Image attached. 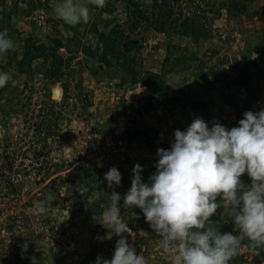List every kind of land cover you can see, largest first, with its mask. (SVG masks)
<instances>
[{
  "label": "rangeland",
  "instance_id": "374dc122",
  "mask_svg": "<svg viewBox=\"0 0 264 264\" xmlns=\"http://www.w3.org/2000/svg\"><path fill=\"white\" fill-rule=\"evenodd\" d=\"M98 1L75 0L72 16L80 34L57 21L67 15L66 4L60 0H50L49 5H39L36 0L35 8L19 3L12 18L16 30L1 44L4 52L0 54V64H7L14 52L21 56L30 37L51 41L59 36L70 40L74 51L78 49L77 41H73L75 35L96 45V37L86 33L82 21L90 22L89 16L94 19L102 6H96ZM12 3L13 0H7L6 5ZM263 3L264 0H259L258 6ZM119 7L124 8L122 2ZM217 19L213 24L217 27L214 38L200 43L191 34L175 35L152 29L135 34L140 42L135 43L132 51L139 49V60L144 57V69L161 72L169 52L174 57L177 51L186 54L182 62L191 66L168 72L163 92L136 84L135 80L119 87L117 82L123 72L117 66L107 68L102 63L87 61L81 49L72 67H63L57 75L42 72L41 66L33 78L16 69H8L6 74L0 69V264H82L81 259L90 250L97 252L98 259L104 258L105 264H144L146 259L149 264L156 261L159 264H264L258 251L246 243L217 259L208 247L183 233V228L177 232V225L166 218L168 210L185 207L183 198L167 200L161 189H142L133 183L143 167L155 165L161 169L158 164L163 163L157 164L156 159L185 167L184 157H193L194 170L203 167L210 177L217 179L213 187L225 199L219 205L221 216H226L234 191L250 197L257 209L264 208V149L256 150L257 145H264V90L259 96L261 121H256L243 105L245 90L236 69V63L256 45V29L264 27V14L234 20L224 10ZM217 46H222L221 50L212 55V49ZM62 51L67 52L66 48ZM257 56L253 51L252 57ZM199 57L207 62L204 79L195 66ZM131 60L134 64L135 60ZM41 61L42 58L36 60L34 65ZM120 61L131 64L124 57ZM120 61L113 58L115 65ZM93 69L99 70L97 75L92 73ZM80 81L81 97L92 94L93 98V104L85 108L86 100L78 101L77 96ZM66 82L71 97L60 106L59 122L52 125V133L44 144L47 130L45 124H40L41 130L38 129L37 115L42 104L44 107L52 100L62 101V85ZM56 88L61 89V95L56 94ZM48 93L52 94L51 100ZM202 99L210 101L211 114L192 108L194 101ZM238 122L249 128L247 134L231 137L229 141V151L240 172L220 176L226 159L214 150L212 128L216 123ZM85 165L93 167L100 177L108 171L119 172L124 177L123 182H117L120 190L114 194L94 191L89 197L91 203L107 200L102 202L100 213L95 205L82 213L67 206L73 188L69 172ZM177 190L185 195L189 193L190 184L185 176L179 179ZM124 192L129 200L123 199ZM18 195L22 201L12 197ZM157 204L160 206L155 208ZM193 212L191 209L188 215ZM203 215L197 213L194 218L197 225H205ZM65 229L74 231L71 247L66 246L69 235ZM176 233L181 235L178 242L172 239ZM223 243L227 244L228 239L223 238ZM91 264L99 262L96 259Z\"/></svg>",
  "mask_w": 264,
  "mask_h": 264
},
{
  "label": "trees",
  "instance_id": "16d2710c",
  "mask_svg": "<svg viewBox=\"0 0 264 264\" xmlns=\"http://www.w3.org/2000/svg\"><path fill=\"white\" fill-rule=\"evenodd\" d=\"M37 1L40 2L39 5H49L50 2V0ZM60 1L64 6L66 4L67 9L65 8V10L67 11V15L60 19L57 18V21L63 22L69 28L72 27L76 34H80V29L75 27L74 24L75 17L72 16L76 5L75 0ZM21 2L29 5L28 7L30 8L38 6H36L38 4L36 0H13L11 6L6 5L7 0H0V5L3 6L0 9V54L4 52L1 44L16 30L12 18L14 13L18 11L19 3ZM121 2L124 7L122 10L119 7V3ZM258 3L259 0H150L149 2L146 0H106L105 3L99 0L96 6L100 4L102 6L99 7L97 13L95 12L94 19L91 20L92 17L89 16L90 22L82 21V25H85L86 33L93 34L97 39V44L91 45L87 41L79 39L77 35H75L73 41H77L78 49L82 50L81 52L84 53V58L87 61L92 60L102 63L107 68L117 66L123 72V77L117 82L119 87H123L127 82L135 80L137 81L136 84H144L163 92L165 91V78L168 72L183 68L188 69L191 66L190 64L184 65L182 62L186 54L180 55L182 52L177 51V55L174 57L169 52L163 61L161 72L144 69V57L141 61L139 60V49L132 51L136 45L135 43L140 42L136 39L135 34H139L142 31L145 34V31L151 29L175 35L191 34L195 41L200 43L203 39L214 38L213 31L217 27H214L213 24H215L217 18L222 17L224 10L234 20H240L244 16L255 17L264 14V3L261 6H258ZM117 11H122V13H117ZM98 20L101 23H98ZM44 22H46L45 19ZM255 41L256 45L254 48L245 53L236 63V69L238 79L245 90V94L242 97L243 105L251 111L254 120L261 121L259 116L261 112L259 96L264 90V27L256 29ZM26 45L21 56L17 52H14L9 57V61L7 60V64H0V69L5 74L8 69H16L25 74L27 78H33L36 72H39L38 68L41 66V70L43 68L42 72L57 75L63 71V67L66 69L72 67L73 60L79 53L78 49L74 51L75 48H73V43L70 40L68 42L59 36L52 37L51 41L30 37L26 40ZM62 48H66L68 53L62 51ZM221 48L222 46H217L212 49V55H216ZM253 51L258 55L256 58L252 57ZM115 57L119 61L124 57L130 60L131 64L121 63L122 61H120L119 64L115 65L113 62V58ZM40 58H42L41 63H37L39 64L38 66L37 64L34 65V62ZM131 59L135 60L134 64ZM197 59L199 62L195 66H198L202 72L199 75L200 78L204 79L207 75L204 72L207 62L200 57ZM168 64L171 65L169 66ZM98 71V69H93L92 73L97 75ZM81 81L78 85L80 93L77 96L78 101L86 100L87 103H84L85 108L93 104V98L92 94L90 96L86 94L84 98L81 97V94L83 95ZM25 84L28 85L27 81ZM204 84L209 89V84L207 82ZM62 87V101L59 103L56 100H52L47 102V105L44 107H42V104L40 107L41 111L37 115L39 119L37 124L38 129L40 128V124H45L46 128L44 129L47 130V135L43 137L44 144H46L45 140L48 134L52 133V125H57L59 122L58 114L61 111L60 106L64 105L71 97L67 82ZM47 96L51 100L52 94L48 93ZM209 104L210 101L206 99L196 100L192 108L205 114H211ZM1 106H4V104ZM212 130L213 133L210 138L214 150L219 153L222 159H226L220 176L230 174L231 172L238 174L240 169L235 164L233 154L229 151V141L231 137L247 134L249 132L248 126L240 122L216 123ZM58 132L55 129V134H58ZM7 143L9 144V141ZM263 149V144L256 146V150L262 151ZM184 158L185 167L156 159L155 162L157 164L159 162L163 163V165L158 164L161 166V169H156L155 165L154 167L145 166L141 169L140 176L136 177L133 183H137L142 189L151 187L154 191L161 189L162 195L167 200L174 201L175 199L183 198L185 207L168 210L166 218H171L174 224L177 225V232H179L180 228H183V233L189 237H193L195 241L202 243L204 248L205 246L208 247L217 259L226 257L230 251H234L241 243H246L250 248L256 249L258 256L264 259V208L257 209L256 204L251 201L250 197L237 195L234 191L232 193L235 194V197L231 198L226 216H221L222 209L219 205L225 199L213 187L217 179L210 177V174L203 167H198L194 170L196 161L193 157ZM184 176L190 184V191L186 195L184 192L177 190L179 179ZM68 177H73V188L67 197V206L74 212L81 213L89 212L87 210L92 205H95L97 213H100L102 211V202H106L107 200L102 198L91 203L89 197L94 191H98L101 194L105 192L114 194L116 190H120L117 182L124 181V177H120L119 172L109 173L108 171L104 176L101 175L100 177L94 172L93 167L88 165L77 167L74 171L69 172ZM52 180L54 181L55 179L53 178ZM262 187H264V182L262 183ZM13 189L18 190L17 188ZM59 193L61 194V191ZM122 194L124 200H129L127 193L124 192ZM12 197H18L17 201H22L20 195ZM190 200H194L195 203H191L192 205H190ZM159 206L160 204H157L155 208ZM191 209L194 212L190 216L188 215V211ZM197 213L204 214L205 225L201 226L195 223L194 218L197 216ZM10 228H14V225H10ZM166 229L169 230V227L166 226ZM65 230L69 235L66 240V246L71 247L74 231L70 229ZM167 235H169V232H167ZM180 236L179 233H176L175 237H172L173 241L178 242ZM223 238L228 239L227 244L223 243ZM62 252L60 253L62 254ZM96 259L99 264H105L106 260L104 258L98 259L95 250H90V252L86 253L81 259V263L91 264ZM144 264H149L147 259ZM154 264H159V261H156Z\"/></svg>",
  "mask_w": 264,
  "mask_h": 264
},
{
  "label": "water",
  "instance_id": "95a60500",
  "mask_svg": "<svg viewBox=\"0 0 264 264\" xmlns=\"http://www.w3.org/2000/svg\"><path fill=\"white\" fill-rule=\"evenodd\" d=\"M55 92H56V94L61 95V92H62V91H61L60 88H56V89H55Z\"/></svg>",
  "mask_w": 264,
  "mask_h": 264
},
{
  "label": "built area",
  "instance_id": "2783aa9c",
  "mask_svg": "<svg viewBox=\"0 0 264 264\" xmlns=\"http://www.w3.org/2000/svg\"><path fill=\"white\" fill-rule=\"evenodd\" d=\"M74 244V243H73Z\"/></svg>",
  "mask_w": 264,
  "mask_h": 264
}]
</instances>
